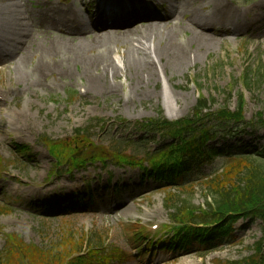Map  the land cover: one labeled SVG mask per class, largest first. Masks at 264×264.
I'll list each match as a JSON object with an SVG mask.
<instances>
[{
	"label": "rangeland",
	"instance_id": "rangeland-1",
	"mask_svg": "<svg viewBox=\"0 0 264 264\" xmlns=\"http://www.w3.org/2000/svg\"><path fill=\"white\" fill-rule=\"evenodd\" d=\"M74 1L67 0V4L73 6ZM131 1L139 5L142 0ZM165 1L166 9L170 4L168 0ZM178 1L171 0V3L176 5ZM49 2H59V0L0 2V94L3 93L5 96L11 90L17 92L16 98L8 97V106L0 105V158L3 161L1 171L4 174V177L0 179V207L13 206L11 215L0 213V251L8 234L19 237L25 244L50 248L51 245L45 244L58 239L65 229L74 232L100 229L110 233L109 242L117 244V247L132 254L130 262L125 264H215L238 261L252 255L256 243L262 238V226L258 222L238 224L235 228V239L231 243L225 242L215 252L204 258H201V252H198V249L190 252L164 249L159 252L161 249L157 245L153 256L152 250L145 253L143 247L137 251V248L149 242L145 243L141 240L136 235L138 231L135 228L146 229L148 235L157 233V240L165 235L164 227L170 223L169 213L164 206L167 193L152 182L149 185L143 183L139 185V171L114 167L103 171L101 164L90 166L84 172H76L73 179L67 177L66 169H61L63 170L61 174L53 177L54 160L48 150L40 144V138H51L55 142L68 139L66 142H70L76 129H87L91 125L98 127L92 129H96L93 131V140L97 144L109 146L116 140L111 138L112 134L110 137L100 129L97 119L110 124H116L120 119H127L134 124L158 117L160 112L166 119L176 122L192 115L193 108L199 100V93L213 100L212 111L224 107L236 111L240 96H243L245 122L256 121L259 113L263 114L264 121V83L257 85L259 78L253 74L250 88L246 89L245 85L243 87L244 75L249 70L264 71V0H231L240 18L250 20L255 14L261 16L262 22L259 27L241 26L240 30L243 32H239L238 37L233 34L227 35L211 50L201 51L192 65L190 64L192 59H190L188 67L185 64V68L176 67L175 63L167 62L168 59L162 57V63H160L162 68L158 66V76L152 77L153 81L149 85L147 80L142 78L145 81L140 91L135 89L137 83L135 70H132L131 65L129 66L128 59L123 60L126 50L119 44L118 47H112L111 60L113 63L123 62L124 69L118 73V76L108 77L106 85H99L102 88L106 87L103 91L99 93L90 91L87 84L89 73L87 68L80 64L71 71L72 75L69 77L60 78L54 74L40 76L36 79L32 93H25L22 90L24 86L16 84L15 60L14 62L11 60L15 56H12V53L16 48L18 49L22 41L27 39L25 37L34 33V30L37 32L36 25L32 23V20L39 16L35 7H49L47 6ZM60 4L64 7L66 3L62 0ZM89 4L90 2L86 0H82L81 6L76 4L78 11L82 10L83 17H86V7ZM15 9L18 13L13 18L12 12ZM247 11L249 13L246 16ZM203 12L208 13L209 9ZM163 14L166 13L161 15ZM216 28L226 31L220 26ZM94 37L95 35L89 39ZM190 37L189 32L181 35L182 39ZM45 38L40 36L35 41L42 44ZM191 51V55L197 52L195 44L192 45ZM95 54L97 52L90 55ZM35 61L36 58H33L32 63ZM1 62L7 65L1 67L3 66ZM94 72L96 71L92 70L91 73ZM80 89L87 94L82 95ZM166 93L168 100L171 98L176 103L166 102ZM20 111H26L29 119L18 120L17 114ZM10 112L13 113L12 117L18 126L9 117ZM117 137L126 141L130 136L119 131ZM237 137L238 139L226 136L223 139L219 136L213 145L223 147L228 142L235 146L238 145L236 141L242 139L244 143L252 142L264 147V128L247 129L239 133ZM132 138L133 136L130 137V142L125 143L135 144L137 147L131 145L126 150L128 153L136 149L147 150L154 147L153 143V145L147 144V148L145 142L133 143L134 138L133 140ZM14 143L29 146L32 158L22 159L17 156ZM139 150L137 152H140ZM212 168V166L207 167L204 173H210ZM107 173L112 185L105 191ZM101 174L103 175L101 184L98 185L97 182L92 184V178ZM81 182L92 186L91 191L94 201L97 202L96 207L60 217L45 216L48 217L46 220L36 216V213H39L36 209L40 207L30 204L32 202L37 204L43 200L46 189H58L63 186L64 191L68 192L66 194H69L71 186L77 183L80 185ZM123 187H126L124 191L121 189ZM116 189L118 192L123 191L118 199L112 197ZM86 201L89 202V198H86ZM119 204L127 206L131 212L125 215L120 209L115 212L110 211L114 205ZM192 205L195 207L205 205V198L199 188L196 189ZM153 226L160 228L154 232Z\"/></svg>",
	"mask_w": 264,
	"mask_h": 264
},
{
	"label": "bare ground",
	"instance_id": "bare-ground-1",
	"mask_svg": "<svg viewBox=\"0 0 264 264\" xmlns=\"http://www.w3.org/2000/svg\"><path fill=\"white\" fill-rule=\"evenodd\" d=\"M5 1L10 0L0 2ZM168 3L171 4V0ZM206 9H210L208 14L203 12ZM17 13L16 9L12 12L13 18ZM259 20L237 19L236 9L230 0H180L179 6H174L167 18L151 24L147 29L140 28L136 23L122 29L118 27L114 31H97L99 34L88 39L89 32L84 31L85 23L81 21L74 7L63 9L60 4H55L40 15L37 26L39 32L35 36L27 37L21 44L19 53L15 54L16 84L23 85L22 90L25 93H32L36 79L40 76L54 73L60 78L69 77L72 68L82 64L89 73L88 88L99 93L106 88H102L100 84H105L110 76H118L124 69L123 62L117 67L111 60L112 47L120 44L126 50L123 60L128 59L129 66L131 65L137 75L135 89L140 91L145 81L142 78L149 85L158 76V66L162 68V57H166L167 62L175 63L176 67L185 68L190 59V64H193L201 51L211 50L221 43V35L216 32V26L233 29V34L238 35L239 27H253ZM188 32L191 37L182 39V33ZM222 35H227V32ZM40 36L46 37L42 44L35 41ZM194 44L197 52L191 55ZM93 52L97 54L90 55ZM33 58L37 59L31 67ZM92 70L96 72L91 73ZM98 71L100 72L97 73ZM165 101L176 103L171 98L168 100L167 93ZM8 115L18 126L12 117L13 113ZM17 115L19 119L15 117L18 120L29 119L26 111H20ZM121 209L125 215L131 212L127 207L122 206Z\"/></svg>",
	"mask_w": 264,
	"mask_h": 264
},
{
	"label": "trees",
	"instance_id": "trees-1",
	"mask_svg": "<svg viewBox=\"0 0 264 264\" xmlns=\"http://www.w3.org/2000/svg\"><path fill=\"white\" fill-rule=\"evenodd\" d=\"M245 83L247 85L250 83L249 75L246 76ZM242 106L243 100L241 99L240 108L236 113L220 110L218 113L204 114L208 109V102L202 98L193 118L173 124L161 120L152 121L150 124L152 128L162 131L165 137L174 140L169 151L160 154L156 167L173 180L175 177L192 171L195 164L207 158L206 152L210 157L212 155L214 157L218 151L208 150V143L215 139V130L223 127L221 125L223 123L226 126H229L227 122L231 121L239 124L243 120ZM219 122L221 124L214 125ZM87 138L89 137L86 135L78 143L73 141L52 143L47 139L44 142L61 164L72 162L76 164L75 167L80 168L95 157L102 162L110 157L118 165L125 162L133 166L132 158L124 157L120 152H116L117 155L114 157L107 155L104 150L96 155V150L92 145H83ZM90 149H93L92 153H86V150ZM262 158L254 159L252 155L246 154L235 163L233 162L234 164L225 170L222 177L209 183L207 187L214 204L207 203L206 210L192 206L190 202L192 196L187 199L173 196L167 205L169 209L174 210L173 217H180L177 221L186 225L185 229L178 231V239L199 240L201 245L210 246L221 239H226L232 233L233 226L241 219L259 218L264 223V156ZM188 191L193 194V188ZM1 211L4 214L9 213V209ZM103 243L104 235L96 231H91L89 235H82L77 239L72 233L66 234L61 241L45 249L35 246L27 247L10 237L6 254L15 264L21 262L23 264H62L68 257L74 254L80 255L85 248L91 251L102 248ZM14 255L20 258L21 262L16 260ZM84 259L83 256L75 258V264H80L79 261ZM0 264H2V259H0Z\"/></svg>",
	"mask_w": 264,
	"mask_h": 264
}]
</instances>
